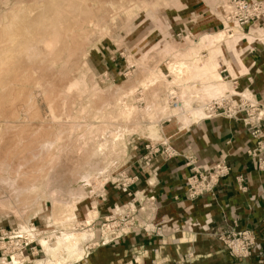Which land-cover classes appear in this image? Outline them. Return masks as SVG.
Listing matches in <instances>:
<instances>
[{
  "label": "rangeland",
  "instance_id": "obj_1",
  "mask_svg": "<svg viewBox=\"0 0 264 264\" xmlns=\"http://www.w3.org/2000/svg\"><path fill=\"white\" fill-rule=\"evenodd\" d=\"M224 1L0 0V264H105L102 249L134 233V197L107 215L101 200L133 178L139 143L167 147L154 142L162 128L235 92L219 72L262 35L201 42L224 31ZM201 21L214 28L199 33ZM11 232L30 243L21 253ZM70 233L86 235L78 256L58 246Z\"/></svg>",
  "mask_w": 264,
  "mask_h": 264
},
{
  "label": "crops",
  "instance_id": "obj_2",
  "mask_svg": "<svg viewBox=\"0 0 264 264\" xmlns=\"http://www.w3.org/2000/svg\"><path fill=\"white\" fill-rule=\"evenodd\" d=\"M199 28L202 33L214 27L201 21ZM247 36L252 39L251 34ZM242 41L243 46L234 50L239 63L234 60L228 67L224 65L223 77L236 78L234 87L226 82L229 89L235 88L263 113L260 125L264 134V46ZM200 116L185 127L170 123L158 132L154 142L165 143L172 156L161 152L145 161L146 143H139L137 165L129 170L136 177L129 196L114 191L101 200V215L131 196L139 207L134 233L122 235L102 249L107 255L105 264L128 259L134 264H264V172L257 171L246 156L255 140L239 118ZM221 161L228 172L212 193L186 201L185 180L191 169L205 171ZM231 229L253 233L259 252L245 260L230 258L215 235Z\"/></svg>",
  "mask_w": 264,
  "mask_h": 264
},
{
  "label": "built area",
  "instance_id": "obj_3",
  "mask_svg": "<svg viewBox=\"0 0 264 264\" xmlns=\"http://www.w3.org/2000/svg\"><path fill=\"white\" fill-rule=\"evenodd\" d=\"M216 20L222 25V29L226 33L232 29H237L240 32L246 29L248 34V29L255 25H259L264 29V0H226L223 2L219 11V17ZM189 38H191L189 33L184 34L183 39L189 40ZM252 42L264 46V36H258ZM220 74H224V68L220 70ZM236 80V78H228L233 87L236 84ZM233 89L235 90V88ZM204 113L205 116L203 118L206 119L217 116L226 119L239 118L251 138L255 140L254 147L246 151V156L254 162L257 171L264 172V134L261 131L260 125L263 113L257 110V105L249 101L248 98L232 91L231 94L209 101L204 109ZM160 148H162V151L157 146L145 145L147 155L143 159L146 161L152 155L161 154V152L166 156L173 155L168 147L160 145ZM227 172L228 169L222 161L205 171H198L192 168L191 174L185 180L184 199L192 202L203 195L211 194L217 186L219 179L224 177ZM135 181L136 177H133L129 183L122 182L120 191L129 196L127 186ZM148 200L152 201V197L148 198ZM33 232L32 228L28 229L27 235L30 236ZM23 236L18 232H11L9 237L13 242L12 248L15 249L17 247L16 251L19 250V253L30 244L22 238ZM215 239L223 245L227 255L233 259H248L257 254L260 249V244L255 240L253 233L248 230L236 231L231 229L226 232L217 233Z\"/></svg>",
  "mask_w": 264,
  "mask_h": 264
},
{
  "label": "bare ground",
  "instance_id": "obj_4",
  "mask_svg": "<svg viewBox=\"0 0 264 264\" xmlns=\"http://www.w3.org/2000/svg\"><path fill=\"white\" fill-rule=\"evenodd\" d=\"M260 30V32L264 35V29L263 28H260L259 29ZM259 30H257V31H259ZM231 31H232V33H231ZM230 31V33H226V32H224V31H221V32H217V33H215V34H212V35H204V36H202L201 37V42H204L205 44H207V46L208 47H215V44H219V43H221V42H223V40H224V37H225V35H227L226 37H227V39H230L233 35L234 36H239L240 34H243V33H241L240 31H238L237 29L235 30V31H233V29ZM249 34V33H248ZM246 37V36H245ZM185 41H186V39H185ZM188 42V41H187ZM189 43V42H188ZM185 70V73L183 72ZM188 68H187V66H184V65H180L179 67H178V65L176 66V64L173 66V68H172V71H171V73H172V75H174L178 80L180 79V80H182V78H184L185 77V74H186V72H188ZM188 75V74H187ZM219 80H221V79H219ZM186 81V80H185ZM226 96V95H225ZM223 97V96H222ZM220 98V97H219ZM175 99H176V102H175V105L173 106V108L172 109H179L180 107H181V103H180V101H179V99H178V97L175 95ZM218 99V98H217ZM209 103V102H208ZM198 110V109H197ZM194 112H192L193 114H195V113H199V112H197L196 110H193ZM185 112V111H184ZM184 115L186 116L185 117V119H187L186 121H185V123H184V121H177L176 122V124H178V126H180V127H183L185 124H187L188 122H190L191 120H192V118H194L192 115H191V113L190 112H185L184 113ZM205 116V115H204ZM176 117V116H175ZM184 119V118H183ZM183 129V128H182ZM151 131V130H150ZM31 229V228H30ZM35 233V232H34ZM79 234H75V233H70V234H67V235H65V237L62 239V240H59V242H58V246H60V245H63V247H64V250L66 249V250H69L70 251V253L74 256H78L79 255V253L80 252H78V243H79V241L83 238L84 239V237L86 236L85 234H80V236H78ZM32 237H33V235H32ZM41 245L44 247V248H46L47 247V245H46V243L44 242V241H41ZM43 249V248H42ZM49 249V248H48ZM46 250V249H45ZM64 250H62V251H64ZM47 251V250H46ZM56 256V255H55ZM54 256V257H55ZM16 258V257H15ZM15 258H11L10 259V262H8V263H4V264H17L18 263V261H16V259ZM17 260H18V258H17ZM51 262V261H50ZM50 262H44L43 264H49ZM19 263H21V262H19Z\"/></svg>",
  "mask_w": 264,
  "mask_h": 264
}]
</instances>
